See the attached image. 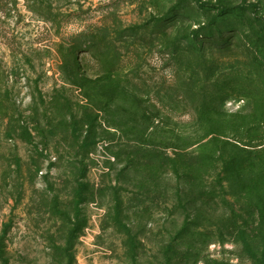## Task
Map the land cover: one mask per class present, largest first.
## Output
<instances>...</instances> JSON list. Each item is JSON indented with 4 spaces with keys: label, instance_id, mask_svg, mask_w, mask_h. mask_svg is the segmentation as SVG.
<instances>
[{
    "label": "rangeland",
    "instance_id": "374dc122",
    "mask_svg": "<svg viewBox=\"0 0 264 264\" xmlns=\"http://www.w3.org/2000/svg\"><path fill=\"white\" fill-rule=\"evenodd\" d=\"M0 264H264V0H0Z\"/></svg>",
    "mask_w": 264,
    "mask_h": 264
}]
</instances>
